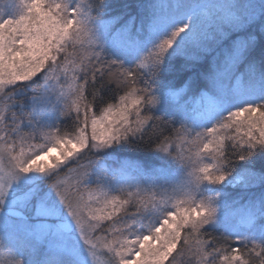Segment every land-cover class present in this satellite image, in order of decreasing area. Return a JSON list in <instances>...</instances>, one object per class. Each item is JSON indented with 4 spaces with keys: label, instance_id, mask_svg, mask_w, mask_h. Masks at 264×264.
<instances>
[{
    "label": "snow or ice",
    "instance_id": "1",
    "mask_svg": "<svg viewBox=\"0 0 264 264\" xmlns=\"http://www.w3.org/2000/svg\"><path fill=\"white\" fill-rule=\"evenodd\" d=\"M0 264H264V0H0Z\"/></svg>",
    "mask_w": 264,
    "mask_h": 264
}]
</instances>
